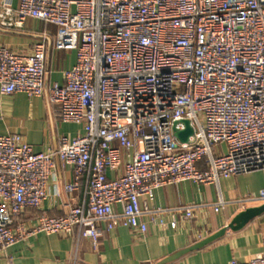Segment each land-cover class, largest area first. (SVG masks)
<instances>
[{
	"label": "built area",
	"instance_id": "obj_1",
	"mask_svg": "<svg viewBox=\"0 0 264 264\" xmlns=\"http://www.w3.org/2000/svg\"><path fill=\"white\" fill-rule=\"evenodd\" d=\"M28 20L54 27L53 50L74 51L75 65L62 85L47 86L45 42L28 53L0 47V92L46 97L60 123L82 131L61 137L55 153H35L20 135L0 136V260L41 235L87 240L97 251L98 223L147 234L142 217L150 212L140 202L160 188L219 186L264 172V0L0 3V27L22 31ZM184 122L193 130L186 143L174 135ZM55 158L73 171L64 193L73 197L85 181V202L29 226L25 212L48 198ZM263 201L264 193L240 203ZM227 204L175 212L192 219L200 208L218 213ZM227 264H264V244L251 261Z\"/></svg>",
	"mask_w": 264,
	"mask_h": 264
},
{
	"label": "crops",
	"instance_id": "obj_2",
	"mask_svg": "<svg viewBox=\"0 0 264 264\" xmlns=\"http://www.w3.org/2000/svg\"><path fill=\"white\" fill-rule=\"evenodd\" d=\"M3 0H0L2 3ZM20 0H12L17 8ZM56 29L36 20H28L22 31L0 27V47L17 53H28L30 48L42 42L47 45V86L63 84V73L76 62L74 51L57 52L49 48L54 41ZM80 126L62 124L54 116L46 97L30 99L24 94L4 96L0 92V136L20 135L35 153H55L59 140L77 137ZM220 149L225 150V146ZM123 157L126 153L123 151ZM56 163V177L50 182L48 198L39 210L28 209L23 221L32 226L38 215L63 216L72 203L83 205L86 185L82 181L73 197L63 187L73 181V171ZM122 170V169H121ZM121 172V171H120ZM108 177H116L109 172ZM264 193V172L232 177L216 185H197L184 182L160 188L149 200H141L150 213L142 217L148 226L145 235H134L124 227L107 231L104 223H98L103 232L97 251L89 241L63 238L58 235H41L25 243L11 247L0 264H160L164 260L192 247L206 237L228 226L232 219L248 207L263 202L242 204L248 198H257ZM75 199V200H74ZM220 200L228 203L220 212L212 207L200 208L192 219H185L175 209L187 206L215 205ZM166 211L158 214L155 210ZM121 212V207L115 208ZM175 222L177 227L172 229ZM264 244V215L253 220L243 230L228 231L217 242L186 254L168 264H227L231 260L249 262L261 253Z\"/></svg>",
	"mask_w": 264,
	"mask_h": 264
},
{
	"label": "water",
	"instance_id": "obj_3",
	"mask_svg": "<svg viewBox=\"0 0 264 264\" xmlns=\"http://www.w3.org/2000/svg\"><path fill=\"white\" fill-rule=\"evenodd\" d=\"M49 48L50 49L52 48L51 42L49 43ZM184 125L186 127V130L183 132H178L175 130L174 135L178 140H180L183 143H186V142H188V139L190 138V136H192L193 130L190 128L188 122H184ZM57 163L60 164L58 159H57ZM262 215H264V203L261 205H258V206L248 207V208L244 209L243 211H241L240 213H238L232 219V221L228 224V226H226V227L222 228L221 230H219L218 232L206 237L205 239L196 243L192 247H190V248H188V249L164 260L160 264L171 263V262L179 259L180 257H182L186 254H189L191 252L203 249V248L217 242L218 240L222 239L228 231H231L233 233H237V232L243 230L253 220L261 217Z\"/></svg>",
	"mask_w": 264,
	"mask_h": 264
}]
</instances>
